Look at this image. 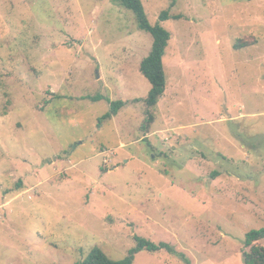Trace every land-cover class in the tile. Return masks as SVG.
<instances>
[{
	"label": "rangeland",
	"instance_id": "obj_1",
	"mask_svg": "<svg viewBox=\"0 0 264 264\" xmlns=\"http://www.w3.org/2000/svg\"><path fill=\"white\" fill-rule=\"evenodd\" d=\"M141 3L170 33L154 108L131 11L0 0V264L118 260L134 237L175 253L133 264H242L264 228V0Z\"/></svg>",
	"mask_w": 264,
	"mask_h": 264
},
{
	"label": "trees",
	"instance_id": "obj_2",
	"mask_svg": "<svg viewBox=\"0 0 264 264\" xmlns=\"http://www.w3.org/2000/svg\"><path fill=\"white\" fill-rule=\"evenodd\" d=\"M114 4L131 11L137 21L140 30L149 33L152 37V45L148 55L141 61L139 66L140 74L150 84V90L147 97L143 100L147 108H154L157 102L163 96L166 87V75L163 66V56L165 49L170 40V33L160 25H151L145 15L141 0H110ZM178 19L179 17H174ZM160 21L169 19V14L163 11L159 16ZM246 43L235 45V49L246 47ZM91 98V97H87ZM95 100L96 98H92ZM125 105L123 101H113L110 103V110L101 119H111L116 116L118 111ZM149 120V119H148ZM217 174L213 173L212 177ZM264 239V228L251 230L246 233L243 250L242 264H264V246L260 241ZM135 245L128 250L125 256L121 259L113 260L109 258L99 247H93L86 257L77 264H133L135 255L139 252H157L166 250L170 253H175L173 248L167 243L155 244L142 237H134ZM181 258L189 264L184 255L179 254Z\"/></svg>",
	"mask_w": 264,
	"mask_h": 264
}]
</instances>
